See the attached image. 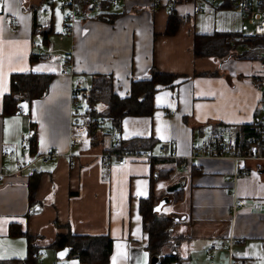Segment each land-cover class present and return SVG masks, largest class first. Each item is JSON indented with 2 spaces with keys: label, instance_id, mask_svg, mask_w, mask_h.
Segmentation results:
<instances>
[{
  "label": "crops",
  "instance_id": "1",
  "mask_svg": "<svg viewBox=\"0 0 264 264\" xmlns=\"http://www.w3.org/2000/svg\"><path fill=\"white\" fill-rule=\"evenodd\" d=\"M196 3L123 0L78 18L69 35L63 32L65 10L59 5L46 0H3L0 264H25L28 237L35 239L34 264L77 262L63 252L66 248L56 246L57 237L68 234L107 236L111 240L109 264H149L139 201L150 194L156 202L162 195L170 198L166 189L179 182L177 200L171 201L177 203L167 215L179 218H173L177 230L173 238L179 242L174 247L175 264H209L207 244L227 237L234 241L235 257L264 264V162L243 160L235 165L227 158L181 161L161 157L163 141L178 155L187 156L191 141L216 136L230 137L235 143L246 140L252 149L250 156L259 157L263 152L252 134L264 117L260 93L253 83L260 73L257 61L263 45L245 42L242 27L246 23L228 1L211 5L201 0L203 12L193 14ZM170 13L178 23L169 34L165 31ZM11 25L16 26L15 32ZM213 33L232 36L225 41L203 37ZM35 42L41 46L33 47ZM197 51L203 54L197 55ZM65 60L71 65V77L59 75ZM151 69L175 78L170 84L155 85L150 115L125 116L120 130L115 131L108 118L98 116L106 109L107 90L125 98L132 81L148 79ZM22 72L50 73L53 79L45 96L22 101L14 113L3 114L10 75ZM71 78L81 79L84 94L76 114L80 125L72 131L68 126ZM94 121L100 123L101 140L90 146L88 132L95 127ZM71 132L80 137V144L70 142ZM32 134L35 142L31 147ZM135 137L153 140L147 150L136 152L148 158L126 157L118 165L116 159L102 157L114 153V143ZM23 138L27 142L22 149ZM47 151L57 156L41 159ZM68 152L83 155L71 159L65 156ZM236 152L242 154L238 148ZM239 171L244 175L239 176ZM29 183H35L32 194ZM235 199L243 204L231 221L228 208ZM37 253L40 258L35 257ZM216 263H224L223 252Z\"/></svg>",
  "mask_w": 264,
  "mask_h": 264
},
{
  "label": "trees",
  "instance_id": "2",
  "mask_svg": "<svg viewBox=\"0 0 264 264\" xmlns=\"http://www.w3.org/2000/svg\"><path fill=\"white\" fill-rule=\"evenodd\" d=\"M110 5L102 4V9L108 8ZM230 6V5H229ZM101 14V13H100ZM178 18L174 13H170L167 20V29L165 33H173L176 29ZM43 33L42 43L46 45V38L49 31ZM235 35V34H234ZM205 36H217L222 37L225 41L226 38L232 35L213 33ZM236 36V35H235ZM248 44L264 46V39L253 38L245 40ZM197 55L203 54L201 51L196 52ZM149 78L145 80L132 81L130 87L129 96L125 98H119L115 94L108 92L106 109L103 113L98 114L100 117H106L109 119L111 126L115 131L120 130L121 120L125 116H148L152 113L153 94L156 90L157 84H170L174 80L173 75L159 74L154 69H151ZM53 79V75L50 73H31L22 72L14 73L9 78V92L3 97L2 113L12 114L19 107L20 102H30L33 99H40L48 91L49 84ZM104 80H106L104 78ZM96 87V86H95ZM98 87V86H97ZM101 89H97L100 91ZM106 93V91H101ZM97 116V114H96ZM261 124V126H260ZM258 131L252 132L253 136H256L255 142L261 147L264 143V126L260 121L258 124ZM89 145L96 146L101 140L98 137V127L95 126L89 129ZM29 146H33L35 142L34 134L29 138ZM153 140L151 138H131L125 141H118L111 146L112 152L115 154H121L122 152L136 153L138 151L147 150L152 145ZM237 148L239 152L250 155L252 149L249 148V143L246 140H237ZM168 172V171H167ZM158 176L159 173H157ZM161 177V176H160ZM35 183H29V191L32 194ZM181 188L177 191L170 193L171 201L177 200V194ZM156 203V200L150 194L145 199H140L138 204V210L142 217L143 230L147 233L148 242L146 250L150 257H157L155 264H170L175 263L176 254L173 250L169 253H163V248L168 243H173L174 246L178 245V238H171L170 223L174 219L167 215L153 213L152 206ZM34 238L28 237L27 256L24 260L25 264H34L33 254L37 249L34 247ZM57 248H66L68 250V256L77 259L80 264H109V256L111 254V240L107 236H87V235H73L68 234L63 237H57ZM27 261V262H26ZM150 264V263H149Z\"/></svg>",
  "mask_w": 264,
  "mask_h": 264
},
{
  "label": "built area",
  "instance_id": "3",
  "mask_svg": "<svg viewBox=\"0 0 264 264\" xmlns=\"http://www.w3.org/2000/svg\"><path fill=\"white\" fill-rule=\"evenodd\" d=\"M47 2L54 3L62 7L64 11L63 15V21H64V34L71 35L72 33V27L74 22L78 18H87L89 17L93 12H96L101 9L102 4L106 3L110 6H116L120 4L123 0H46ZM157 1V0H154ZM197 3L193 5L192 12L193 14H200L204 10V6L200 4L201 0H196ZM211 5H215L219 1L224 0H208ZM230 3L234 9L235 12L239 14L241 19L246 23L243 28V33L245 38L252 39V38H263L264 39V0H225ZM3 0H0V5L2 4ZM11 31H16V26L11 25ZM33 47H40V43H33ZM245 48H250L248 46H243ZM255 48V47H251ZM262 48V54L257 61V67L260 73L253 78V83L255 87L259 90L260 93V99H259V107L264 112V46ZM48 51L52 50L51 44L47 47ZM59 75L65 76V77H71L72 76V68L69 63V61L65 60L62 62L59 70ZM70 86H71V108L70 112L71 115L69 117V129L72 131L74 128L79 126L80 120L76 117V114L78 113V107L81 103L84 94L82 93V87L83 82L81 79H74L71 78L70 80ZM263 126H264V117H263ZM99 121H94L93 125L97 126L99 125ZM70 142L72 144H80L81 140L80 137L77 135H74V133L71 132V135H69ZM26 138H23L20 141V148L26 147ZM237 145L234 142V139L227 137V136H216L210 139L202 138L197 141H191L189 144V150L190 153L187 156H181L178 155L174 148H172L168 141H163L160 145V152L162 154L161 157L169 158V159H179V160H185V159H194L198 160L201 158H227L233 161V163L238 165L243 160H259L264 162V143L262 145V155L259 157L256 156H250L245 153L239 154L236 152ZM12 154V152H9V155ZM83 154L77 152L72 153L68 152L65 156L68 158H76L81 157ZM57 153L53 151H47L43 155H41V159L47 160L52 157H56ZM101 156V155H100ZM149 157L148 155L141 153H128V152H122L121 154H114V153H106L102 157H105L106 159H116V162L118 165H122L124 162V159L126 157ZM19 165V164H18ZM179 166L183 168V163H179ZM73 167V163L71 162L69 164V168L71 169ZM239 176L244 175L243 172L237 173ZM233 177L235 178V173L233 174ZM243 204V201L240 199H235L232 204L228 208V213L230 215V220L235 217V214L237 213L238 209ZM233 239L231 237L227 238H216L211 240L206 248H205V254L206 258L209 262V264H217L216 258L220 253H224V263L223 264H252V260L249 258L244 257H235L233 255ZM36 258H40L41 254L37 253L35 255ZM61 264H80L79 262H62ZM175 264V263H170Z\"/></svg>",
  "mask_w": 264,
  "mask_h": 264
},
{
  "label": "water",
  "instance_id": "4",
  "mask_svg": "<svg viewBox=\"0 0 264 264\" xmlns=\"http://www.w3.org/2000/svg\"><path fill=\"white\" fill-rule=\"evenodd\" d=\"M182 183H176L170 187H168L166 189L167 193H172L176 190H178L181 187ZM171 202V199L168 197V195H164L163 197H161L153 206H152V212L153 213H159L162 209V207L166 204H169ZM180 219H183V217H181ZM175 220H179V218H175ZM65 253H67L68 251L66 249H63ZM64 254L60 257V258H64ZM157 257H151L149 263L150 264H155L157 262Z\"/></svg>",
  "mask_w": 264,
  "mask_h": 264
},
{
  "label": "rangeland",
  "instance_id": "5",
  "mask_svg": "<svg viewBox=\"0 0 264 264\" xmlns=\"http://www.w3.org/2000/svg\"><path fill=\"white\" fill-rule=\"evenodd\" d=\"M174 175H176V173L174 174ZM168 179H171V177L170 178H168ZM163 196V195H162ZM161 196V197H162ZM160 197V198H161ZM170 199H171V197H170ZM177 202H170L169 204H166V205H164L163 207H162V209H161V211L159 212V214H165V215H171L172 213V211H171V209H172V207H173V205L174 204H176ZM172 218H177V217H175V216H172ZM175 226H176V222H174L173 220H172V222L170 223V227L168 228V230L170 231V237L172 238V237H177V230L175 229ZM174 244L173 243H168L167 245H165V247L163 248V252L164 253H168V251H172L173 252V250H174ZM150 259H151V257H150Z\"/></svg>",
  "mask_w": 264,
  "mask_h": 264
}]
</instances>
